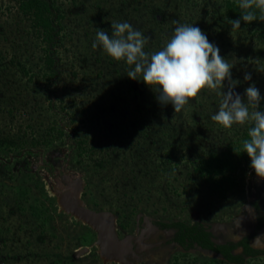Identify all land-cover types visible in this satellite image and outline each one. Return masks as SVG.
I'll return each instance as SVG.
<instances>
[{
    "label": "rangeland",
    "instance_id": "1",
    "mask_svg": "<svg viewBox=\"0 0 264 264\" xmlns=\"http://www.w3.org/2000/svg\"><path fill=\"white\" fill-rule=\"evenodd\" d=\"M55 1L65 13L67 38L60 49L61 76L50 99L39 82L22 76L16 67L14 72L0 73V138L11 134L14 140L15 134H25L30 143L33 136L40 140L36 146L28 142L13 150L7 144L10 137L0 143V264H125L104 260L98 252L97 231L59 206L56 187L68 190L78 179L87 207L115 215L119 240L138 234L142 227L149 230L154 222L192 224L193 212L202 223L231 222L250 198V164L237 171L225 197L212 190L195 167L201 156L221 150L235 133L251 125L229 129L212 121L220 97L210 89L175 113L171 104L161 105L157 93L142 80L139 92L130 89V81L137 80L128 77L130 66L125 61H116L102 47H92L98 30L111 35L112 22L126 21L150 37L146 52L158 51L171 38L176 22L205 27L210 20L205 11L212 3L203 9L204 0ZM15 5V0H0V51L8 54L23 33L17 30L20 18ZM215 29H208V39L234 65L232 79L239 81L234 91L246 101L245 89L254 83L264 97V71H258L264 69V43L255 37L243 39V33L232 28L217 36ZM246 73L251 80L244 79ZM227 85L226 80L224 91ZM259 110L264 111V99ZM50 126L63 128L64 133L46 145L40 134ZM84 137L89 148L91 138L97 144L86 160L90 167L77 154ZM101 146L110 151L104 161ZM162 235L159 242L170 237L167 232ZM166 247L157 243L141 253L136 247L139 259L130 264H162L144 262L148 253L161 254L165 264H228L201 250L176 259L179 248L171 245L166 251ZM83 248L88 251L80 253ZM244 264H264V257Z\"/></svg>",
    "mask_w": 264,
    "mask_h": 264
},
{
    "label": "clouds",
    "instance_id": "2",
    "mask_svg": "<svg viewBox=\"0 0 264 264\" xmlns=\"http://www.w3.org/2000/svg\"><path fill=\"white\" fill-rule=\"evenodd\" d=\"M239 7L240 18L229 20L233 31L241 28V21H256L257 11L259 19L264 21V0H239ZM176 23L171 38L158 51L146 52L150 37L126 21L112 22L111 35L98 30L92 47H102L116 61H125L130 66L128 77L150 86L157 93L158 102L171 104L175 113L181 112L202 90L215 91L220 101L211 120L229 129L236 124L251 125L247 138L242 140V149L251 159L250 168L257 180L264 181V111L259 110L264 97L253 83L245 89V101L234 91L239 83L232 79L234 65L220 54L219 47L194 24ZM244 79L251 80V74L246 73ZM226 80L228 90L224 91Z\"/></svg>",
    "mask_w": 264,
    "mask_h": 264
},
{
    "label": "trees",
    "instance_id": "3",
    "mask_svg": "<svg viewBox=\"0 0 264 264\" xmlns=\"http://www.w3.org/2000/svg\"><path fill=\"white\" fill-rule=\"evenodd\" d=\"M206 6L212 3L211 7L206 9L205 13L210 14V20L206 22V26H199L202 30H207L206 35L209 38L208 29L216 27L215 33L217 36H222L230 30L231 24L229 20L239 19L242 14V10L239 7V0H223L222 4H217V0H204ZM17 16L20 18L18 22L17 30L23 32L20 34L21 39L18 42L11 53L0 51V73H6L16 70L27 76L31 81H37L40 83V90L46 89L47 96L50 99L51 93L55 92L54 85L56 79L60 77L61 72L59 64L62 59V53L60 52L62 46L66 42L65 26L63 19L65 16L64 10L57 4L55 0H15ZM219 3V2H218ZM257 20L251 23L241 21V28L238 29L243 39L254 37L256 41L264 43V23L259 19V12L257 11ZM159 17V15H155ZM25 23V25H24ZM213 25V26H212ZM22 29V30H21ZM25 32H24V31ZM236 32V33H238ZM27 43H26V42ZM239 41V39H238ZM25 42V43H24ZM8 59V61H6ZM6 61V62H5ZM130 89L134 92H139L141 89V80L130 81ZM51 102V101H50ZM70 105V104H69ZM250 127V126H249ZM248 127V128H249ZM248 128L242 132L235 133L234 139L226 144L221 150L213 149L207 152L206 155L198 160V164L195 170L199 171L205 179L210 181L214 191H220L219 195L225 197V193L229 188L234 185L236 173L242 168L244 164H251V159L246 152L242 149V140L247 138ZM40 134L42 141L49 145L55 138H59L63 135V128H54L50 126ZM57 130V132L55 131ZM43 133L47 135L42 136ZM11 134L5 135V139L0 138V143H5ZM17 138L11 142L9 147L11 149H18L29 144L36 146L39 144V139L33 136L32 142L24 139V135L15 134ZM109 137V134H106ZM22 136V137H21ZM39 137V138H40ZM92 147H88L87 143L90 142L88 138H80L77 148L79 158L86 162L88 158L94 155V151L97 148L95 144V138H91ZM240 154H237L236 151ZM101 151L104 150V146H101ZM115 150H113L114 152ZM101 153V152H99ZM110 151H105L101 156L103 161L105 156ZM200 155V154H199ZM101 158L99 160H101ZM98 160V158H96ZM103 161H94L100 165ZM87 167L90 164L86 162ZM264 223V219L261 218L259 227ZM162 227H175L177 232L174 236V240L179 242L186 249L194 248V243L205 249H212L216 252L221 253L226 259L232 263L243 264L245 262V255H255L260 253V250L254 249L248 245V238L242 240L239 244L244 247L242 254H232L231 250L235 248L238 243L228 242L225 245H218L211 241V233L205 229L203 223L196 221L193 224H187L183 221H174L170 223L161 222L159 223ZM188 252H180L174 256L176 259L180 256H185Z\"/></svg>",
    "mask_w": 264,
    "mask_h": 264
},
{
    "label": "flooded vegetation",
    "instance_id": "4",
    "mask_svg": "<svg viewBox=\"0 0 264 264\" xmlns=\"http://www.w3.org/2000/svg\"><path fill=\"white\" fill-rule=\"evenodd\" d=\"M262 183H264V181L256 182V190L255 191L253 190L251 192L252 197L248 198L247 202L244 203L241 212L237 216L238 218H240L243 221H249L250 231L247 232L244 236H242L241 238H239L237 240L226 238L224 235V229L223 228H220V227L214 228L213 227L214 224L203 223L205 226V229L211 233L210 239L214 236V237L220 238L221 240L224 241V243L220 244L218 242L212 241V239H211V241L214 242L215 244L225 245L228 242L238 243V245L231 250L232 254H242L244 252V247L242 244H239V243L242 240H244L245 238H248V245L254 249L260 250L261 252L258 254H255V255H245V262L251 258L264 257V223L260 227L258 226L260 219L261 218L264 219V191L261 188ZM243 216H244V218H243ZM196 221L197 220H195L193 223H195ZM159 223H161V222L160 221L154 222V225L157 226L155 229H160V230H163L164 232H167L168 234H170V237L167 240L162 239L160 242H157V243H160L161 246H167L166 251H167V249L170 248L169 246H171V245L177 246L179 248V251H181V252H191L192 250H201V252L207 251L208 253L214 254V256H211L213 258L222 260L224 262H227L228 264H237V263L230 262L228 259H226L219 252H216L212 249H205V248L201 247L200 245H198L197 242L194 243V248L192 247V248L186 249L179 242H177L173 239L176 232H177V229L175 227L164 228ZM219 224H221V223H219ZM143 229H145V228H143V227L140 228V231L138 232L137 235L141 234ZM151 229H153V228H151ZM145 236H146V234H145ZM144 237L142 239H144ZM255 239H259L263 243V246L257 247L255 245H253L252 241ZM157 243L153 244V245L149 244V245H147V248L150 250L153 246L157 245ZM136 247H137V244L134 243L133 249L135 250Z\"/></svg>",
    "mask_w": 264,
    "mask_h": 264
},
{
    "label": "water",
    "instance_id": "5",
    "mask_svg": "<svg viewBox=\"0 0 264 264\" xmlns=\"http://www.w3.org/2000/svg\"><path fill=\"white\" fill-rule=\"evenodd\" d=\"M76 182H77L76 186L80 187L81 180L78 179ZM256 182H258V180L255 176L254 170L252 169L248 177V194L250 198L252 197L251 192L253 190L254 191L256 190ZM261 188L264 191V183H262ZM62 201H63L65 208H67V210H74L83 219H86L88 221H94L97 224H99L98 230H97L99 244L102 246L104 251L111 254L112 256L123 258L124 255H127L128 253H131L133 256H135L136 251L133 249L134 243H137L139 240H141L145 236V234L149 232L148 229L145 228L142 230L141 234L139 235L132 234V235L125 237L122 240H119L118 238H115V236H113V230L115 227V225H113L114 223L113 219L116 220V218H115V215L111 211L92 210L91 208L87 207L85 203H81L70 196L63 197ZM192 215L195 217V220L199 221L197 213L193 212ZM246 222H249V221H243L240 218H238L237 219L238 228L242 226L243 224H245ZM206 224H211V223H206ZM213 224H214L213 225L214 228H219V227L223 228L224 233H225V228L222 224H219V223H213ZM150 226L153 229L156 228V226L153 224L152 225L150 224ZM249 231H250V227H249ZM211 239L212 241L218 242L220 244L224 243L223 240H221L220 238L214 237V236ZM252 243L253 245L257 247L263 246V243L259 239L253 240ZM118 248L121 249L120 253L117 251ZM87 251H88L87 248H83L80 250V253H84Z\"/></svg>",
    "mask_w": 264,
    "mask_h": 264
},
{
    "label": "bare ground",
    "instance_id": "6",
    "mask_svg": "<svg viewBox=\"0 0 264 264\" xmlns=\"http://www.w3.org/2000/svg\"><path fill=\"white\" fill-rule=\"evenodd\" d=\"M70 185L71 186L69 187L68 190L67 189H62L60 187L59 188L56 187V190H54V193H56V195L58 197L59 206L63 207L64 209H66L65 210L66 212L71 213L73 216H75L76 218H78L82 222L88 224L95 231H97L99 224H97L94 221H88L86 219H83L74 210H67V208H65V206L63 204V201H62L63 200V197H65V196H70V197L76 199L77 201L83 203V200H82V197H81V191H83V190H81V186L80 187H77V186L75 187V184L74 183H72ZM237 219H238V217H235L234 219H232L231 222H222L221 223L224 226V228H225L224 235L227 236V237H229L230 239L237 240L241 236H244L246 232H249V222H246L245 224H243L242 226H240L238 228V226H237ZM113 221H114L113 225H115L114 230H113V236H115V238H116V232H115V230H117L118 225H117V222H116L115 219H113ZM149 230H151L149 236L148 237L146 236V238L144 237L145 239H141V240H139L136 243L137 244V252L138 253L144 252L146 249H148L147 248V245L153 244L151 242H154V243L159 242V240H160L159 239L160 238L159 236H161L163 233H165L163 230H160V229H151L150 228ZM117 251L120 253L121 252V249L118 248ZM98 252L101 254V257L104 260H107V261L121 262V260H122V262H125V264H130V262H135L136 261L135 259H139V258H136L135 256L132 258V256L131 255L129 256L128 254L125 255L123 258H119V257L112 256L111 254H109L106 251H104L103 248H102V246L100 244H99V250H98ZM161 253H163V252H161ZM160 255L159 256H156V254L155 255L154 254L152 255V254L148 253L147 255H145L143 257L142 260L144 262L145 261L146 262L158 261V262H160L162 264H165L164 263L165 258L162 259L160 257Z\"/></svg>",
    "mask_w": 264,
    "mask_h": 264
}]
</instances>
